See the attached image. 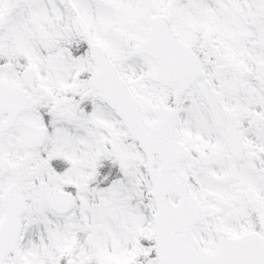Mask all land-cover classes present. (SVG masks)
Listing matches in <instances>:
<instances>
[{"label": "snow or ice", "instance_id": "6c2138e0", "mask_svg": "<svg viewBox=\"0 0 264 264\" xmlns=\"http://www.w3.org/2000/svg\"><path fill=\"white\" fill-rule=\"evenodd\" d=\"M0 264H264V0H0Z\"/></svg>", "mask_w": 264, "mask_h": 264}]
</instances>
